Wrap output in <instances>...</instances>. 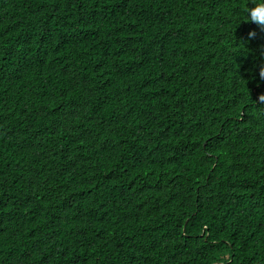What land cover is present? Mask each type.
<instances>
[{"label":"trees","instance_id":"obj_1","mask_svg":"<svg viewBox=\"0 0 264 264\" xmlns=\"http://www.w3.org/2000/svg\"><path fill=\"white\" fill-rule=\"evenodd\" d=\"M247 3L0 0V264H264Z\"/></svg>","mask_w":264,"mask_h":264},{"label":"clouds","instance_id":"obj_2","mask_svg":"<svg viewBox=\"0 0 264 264\" xmlns=\"http://www.w3.org/2000/svg\"><path fill=\"white\" fill-rule=\"evenodd\" d=\"M241 17L244 21H248L256 26L251 29L248 34V39H255L257 36V29L264 32V0H251L240 8ZM258 76L260 81H264V65H260L258 69ZM257 102L264 105V91L260 92L256 98Z\"/></svg>","mask_w":264,"mask_h":264}]
</instances>
